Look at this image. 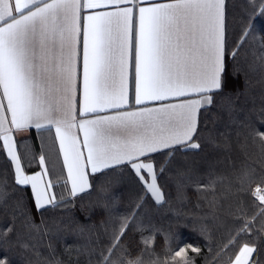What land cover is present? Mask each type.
<instances>
[{
  "label": "snow or ice",
  "instance_id": "1",
  "mask_svg": "<svg viewBox=\"0 0 264 264\" xmlns=\"http://www.w3.org/2000/svg\"><path fill=\"white\" fill-rule=\"evenodd\" d=\"M229 16L228 0H0V206L20 193L15 207L28 226L35 224L29 200L41 224L44 213L61 210L55 229L44 231L55 240L72 237L64 251L85 255V264H197V257L219 264L225 250L228 264H257L264 171L218 168L222 161L206 151L217 142L203 136L218 105L235 120L234 98L244 92L229 58L256 36L264 0H247L234 37ZM259 124L248 125V135L264 151V120ZM28 139L38 145L24 144ZM166 182L178 193L195 188L198 200L218 186L233 197L234 226L219 244L206 223L197 227L207 256L181 238L179 229L194 219L177 213L174 226L145 223L150 202L168 203ZM132 183L139 192L120 212L123 194L115 189ZM93 194L97 201L77 218V201L84 211ZM97 208L101 230L89 232L85 221ZM161 234L163 257L153 247ZM18 239L13 213L0 225V264H29L24 250L13 253Z\"/></svg>",
  "mask_w": 264,
  "mask_h": 264
},
{
  "label": "trees",
  "instance_id": "2",
  "mask_svg": "<svg viewBox=\"0 0 264 264\" xmlns=\"http://www.w3.org/2000/svg\"><path fill=\"white\" fill-rule=\"evenodd\" d=\"M228 2L230 3L229 19L233 28L234 37L238 32L239 22L244 10L247 7V0H228ZM255 26L257 34L254 38L249 39L248 44L240 48L241 51H243L241 53V57L238 58L239 56H236L237 59L235 57V60L229 58L230 65H234L239 69L238 79L235 81V84L241 91L244 92V95L234 98L233 115L235 116V120H230L228 114L224 112L218 105L217 108H213L212 112L210 113L209 123L203 132V136H207V138L211 136L216 140L217 148L215 150L206 149V151H209L216 159L223 161L224 168L231 166L236 169L235 166L236 163H238L239 167H237L236 170L252 169L256 173H260L261 171H264V151H262V146L259 139L253 140L248 135V125L251 124L259 128V122L264 120V67L262 69V66H264V39L261 38V34L264 33V17H258L255 20ZM253 49L258 52V55L252 53ZM220 103L225 104L227 101L221 100ZM241 112H243L244 115H241ZM214 117L219 118L214 119ZM215 123H227V126H225L222 131L218 132L215 127ZM212 132L214 135L211 134ZM32 136H34V134ZM30 142H32L33 147L37 146V141L30 139ZM22 148L24 149L23 144L19 145V150ZM218 153L223 155L217 156ZM5 167L6 165L4 164L3 159L0 158V179H3ZM7 177L9 184H11L10 172L7 173ZM200 179L206 182L207 178L200 177ZM254 187L255 186H253V189ZM174 188L175 187L172 183L166 182L164 190L168 194V203L164 204L163 207L160 205H154V202H150L146 206L145 215L143 217L145 223H150L151 225L160 228H167L171 222L174 226V221L172 218L175 216H173L171 213L173 211L175 214H183L189 220H192L193 218L195 223L192 226L181 227L179 229L181 238L187 240L189 243L199 244L203 251L208 250V244H206L205 241L198 236L197 227L201 221L203 222L204 215L206 218L208 216L215 218L212 214H209L211 209L208 210V205L205 203L207 202L208 198L215 197L218 187L211 190L205 189L207 199L200 200H198V193L195 188H189L185 193H176V188L174 191H172ZM115 191L123 194L122 202L118 208V211L123 212L127 204H129L139 192V186L135 183H132L130 185L118 187L115 189ZM19 195L21 194H14L8 200L6 208L0 206V225L3 224L5 218H10L13 213H16V223L19 228V239L18 241L12 242L13 253L18 255L22 250H24L29 264H53V262L57 259H62L64 264H76L77 260L80 261V264H85V255L81 254L78 256L74 251L72 252L71 256H69L64 251L66 243H74V239L72 237H68L66 241L55 240L44 231L46 228L50 233L55 229L56 225L62 218L61 210L44 213L43 224H41V216L39 213H37L36 209L32 207V202L29 200L28 203L29 207L31 208V216L34 218L35 224L33 226H28L24 221V217L17 212L15 207L16 200L18 199ZM97 199L98 194H93L91 197L86 196L84 201V211L80 210L79 204L81 202L77 201V208L75 209L74 215L77 218L83 220L85 213L88 211V202H95ZM184 207H192V210L188 212L190 215L187 213ZM182 208L185 211H182ZM72 214L73 213H69V215ZM64 218L66 219V217ZM102 218L103 214L99 208L93 211L91 213V221H85L88 226V231H100V221ZM226 219H228V224L233 227L234 225L230 213L227 214ZM213 221L214 220H212L211 223L210 220V224H212V227L214 228L215 223H213ZM227 233L228 231L220 234L215 233L216 240L213 238L212 239L216 244H219V242L227 236ZM129 239L135 248L139 241V236L136 233H132L130 234ZM153 247H155L157 253L159 249L164 248L162 234L156 238ZM50 252H52V255L53 253L54 255H57L58 253V258H54ZM231 254L232 253L227 250H225L223 253H220L219 264H228V257ZM260 257L264 259V252H260ZM204 262L205 260L201 262L197 261V264H205Z\"/></svg>",
  "mask_w": 264,
  "mask_h": 264
},
{
  "label": "rangeland",
  "instance_id": "3",
  "mask_svg": "<svg viewBox=\"0 0 264 264\" xmlns=\"http://www.w3.org/2000/svg\"><path fill=\"white\" fill-rule=\"evenodd\" d=\"M254 48V47H253ZM243 51H241V49H238L237 50V55L236 56H239L238 58H240L241 57V53H242ZM252 53H254V54H256V55H258V52L256 51V50H254L253 49V51H252ZM264 55V54H263ZM236 59H237V57H236ZM259 66H260V64H259ZM263 67L264 66H262V69H263ZM241 115H244V113L243 112H241ZM236 124V123H235ZM231 125V124H230ZM225 126H227V123H225V124H221V123H215V127H216V129L218 130V132H220V131H222L224 128H225ZM229 127H232V126H229ZM215 129V128H214ZM212 135H214L213 134V132L211 133ZM205 138H207V136H204ZM18 150H19V147H18ZM23 148L22 149H20L19 151L20 152H22L23 153ZM218 155H223V154H220V153H218L217 154V156ZM217 167L218 168H224V166H223V161H222V163H220V164H218L217 165ZM236 169H237V167H239V164L238 163H236ZM225 168H227V167H225ZM243 170V169H242ZM255 188V187H254ZM175 190V188L172 190V191H174ZM177 190V189H176ZM175 190V192L177 193V191ZM254 190V189H253ZM217 193H215V197H213V198H208L207 199V202L205 203V204H207L208 205V210L209 209H211V212L209 213V214H212L215 218H212V217H207L206 218V216L204 215V219H203V222L204 223H206L207 225H208V228L210 229V235H211V237L213 238V239H215L216 240V235H215V233L217 234V233H223V232H225V231H228V229H229V224H228V222H227V220L228 219H226V216H227V214L229 213V211H228V209H229V205L232 203V200H233V197L231 196V195H229V194H227V193H225L224 191H223V189L222 188H220L219 186H218V191H216ZM174 204H177V203H174ZM180 205H181V203H180ZM179 206V205H178ZM180 207V206H179ZM192 207H190V208H188V207H184V209L187 211V213L189 212V211H191L192 209H191ZM183 208H182V211H185ZM173 211V210H172ZM172 213V215L173 216H175L176 214H175V212L173 211V212H171ZM189 214V213H188ZM190 215V214H189ZM192 218V217H191ZM193 219V218H192ZM210 220H211V223H212V220H214L213 221V223H215L214 224V228L212 227L213 225L212 224H210ZM209 221V222H208ZM227 222V223H226ZM229 225V226H228ZM230 228H232V226H230ZM216 229V230H215ZM203 251V250H202ZM204 253H205V255L207 256L208 255V250H204L203 251ZM158 253L161 255V257H163V248L162 249H159L158 250ZM50 254L52 255V252H50ZM189 254H191V253H189ZM57 255H58V253H57ZM56 254L54 255V253H53V257L54 258H58V256H57ZM205 259H203V258H201V257H197V261L199 262H201V261H204ZM205 263V262H204ZM209 263H210V261H209Z\"/></svg>",
  "mask_w": 264,
  "mask_h": 264
},
{
  "label": "crops",
  "instance_id": "4",
  "mask_svg": "<svg viewBox=\"0 0 264 264\" xmlns=\"http://www.w3.org/2000/svg\"><path fill=\"white\" fill-rule=\"evenodd\" d=\"M33 134L35 135L34 130H32V131L29 132V133H23V134H21V136H32ZM19 139H20V138L18 137V140H19ZM24 143H25V144H28V145H33L32 142H30V139L25 140ZM19 145H21V144L18 143V147H19ZM37 145H38V141H37ZM33 165H34V168H35L36 165H35V164H33ZM49 178L55 179V177H54L51 173H50V175H49ZM258 251H259V249H258ZM252 259H253V260H256V261H257V264H264V259L260 257V254L257 255L256 253H254Z\"/></svg>",
  "mask_w": 264,
  "mask_h": 264
}]
</instances>
